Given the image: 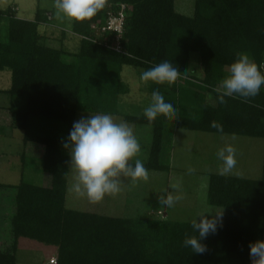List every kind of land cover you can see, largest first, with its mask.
Wrapping results in <instances>:
<instances>
[{
	"label": "trees",
	"instance_id": "obj_1",
	"mask_svg": "<svg viewBox=\"0 0 264 264\" xmlns=\"http://www.w3.org/2000/svg\"><path fill=\"white\" fill-rule=\"evenodd\" d=\"M42 1L54 3L38 0L30 21L17 17L16 6L0 10V76L11 73V86L0 88V98L8 96L12 126L24 132L25 143L44 147L46 178L43 185L0 183V264H17L21 238L56 247L57 264H251L249 245L264 240V157L260 179L210 175L207 202L223 208L225 218L202 241L207 250L196 254L183 245L186 237L197 235L190 222L67 208L71 158L62 141L79 112L121 116L152 128L144 166L169 172L175 130L264 140V87L247 102L225 97L220 103L217 91L237 53L264 64V0H194L191 17L176 11L175 0H105L91 20H70V34L79 39L74 51L66 48V31L59 46L48 44L41 28L57 17L55 9L40 7ZM122 5L127 18L123 52H117L115 34L98 36L94 27L105 26ZM191 54L199 56L202 75L191 64ZM164 61L172 62L180 76L170 84L145 82V90L152 95L159 89L166 102L174 101L176 113L151 122L144 114H123L121 97L129 93L124 68L146 71ZM213 121L223 126V134L211 127ZM165 139L170 146L166 157Z\"/></svg>",
	"mask_w": 264,
	"mask_h": 264
},
{
	"label": "rangeland",
	"instance_id": "obj_2",
	"mask_svg": "<svg viewBox=\"0 0 264 264\" xmlns=\"http://www.w3.org/2000/svg\"><path fill=\"white\" fill-rule=\"evenodd\" d=\"M11 6L17 7V17L22 20H33L38 0H0V10H7ZM40 7L47 10L55 9L54 3L42 1ZM178 13L186 16L194 14V0H175ZM56 12V9H55ZM57 17V14H56ZM7 24H3L6 33ZM68 34L65 45L68 50L74 51L78 47L79 39L70 34V19L58 18L51 24L41 28V32L48 39V44L59 46L61 32ZM191 64L202 75L203 69L197 54H191ZM144 71L133 67H125L122 80L129 88V93L123 95L120 101V111L125 115L138 116L144 114V109L151 102V94L145 90L146 83L140 79ZM11 86V73L6 70L0 76V88L7 90ZM0 124L3 134L0 135V183L18 185L22 180L34 185H43V153L39 150L43 146L35 143H25L24 132L14 128L7 107L9 98L1 95L0 98ZM95 113L79 112L76 121L81 117H89ZM112 117L117 122H125L121 116ZM127 123V122H126ZM133 130L141 144V152L133 159H140L143 164L148 161L153 139L152 128L148 125L127 123ZM175 144L170 151L171 161L169 172L148 171L146 177L132 182L131 178L122 177V190L114 196H106L102 201L93 202L86 194H77L73 191L77 172L70 167L66 206L69 209L81 212L100 213L127 219H160L167 216L168 220L190 222L200 215L209 219L222 213L224 223L225 210L212 207L208 204V186L211 174H221L247 179H260L263 169L264 140L231 135H213L201 132L179 131ZM232 144L236 149V167L228 173L222 174V162L217 159L216 153L225 144ZM164 145L165 157L170 146L167 139ZM169 147H168V146ZM168 147V149H167ZM194 169L189 174L188 169ZM172 185L179 186L182 198L173 207L161 205L160 197L172 192ZM175 194V193H173ZM9 201V197H7ZM144 207V211L142 208ZM162 211V214H159ZM8 222L4 223L5 227ZM3 225V226H4ZM57 254V248L47 246L37 241L21 238L18 241L17 264H50L51 257Z\"/></svg>",
	"mask_w": 264,
	"mask_h": 264
},
{
	"label": "clouds",
	"instance_id": "obj_3",
	"mask_svg": "<svg viewBox=\"0 0 264 264\" xmlns=\"http://www.w3.org/2000/svg\"><path fill=\"white\" fill-rule=\"evenodd\" d=\"M58 18L76 21L91 20L105 7V0H54ZM180 72L172 62L164 61L144 71L140 79L157 84L173 83ZM264 87V64L257 63L246 52L237 53L236 59L230 65L229 74L221 81L217 89L220 103H225V97H239L247 102L260 94ZM222 89V91H221ZM175 103L165 101L159 89L152 92L151 102L144 109L148 121L158 116H173L176 113ZM211 127L223 134L221 124L213 121ZM63 147L69 151L70 166L77 176L72 185L77 194H86L93 202L102 201L106 196H114L122 190V177L131 178L135 182L146 177L148 170L143 162L135 157L141 152V144L133 130L126 122H117L111 114L97 113L89 117H81L73 122ZM222 162V174L231 172L237 164L236 149L232 144H225L216 153ZM189 174L194 169H188ZM172 192L160 197V203L173 207L182 196L179 186L172 185ZM175 193V194H173ZM222 224V213L209 219L200 215L192 221V229L197 235L186 237L184 247L192 249V253L202 254L207 248L202 241L209 234L215 233ZM251 264H264V240H257L249 245Z\"/></svg>",
	"mask_w": 264,
	"mask_h": 264
},
{
	"label": "built area",
	"instance_id": "obj_4",
	"mask_svg": "<svg viewBox=\"0 0 264 264\" xmlns=\"http://www.w3.org/2000/svg\"><path fill=\"white\" fill-rule=\"evenodd\" d=\"M127 18L126 7L122 5L120 10L116 13H110L106 25L103 27L95 26L94 30L97 35L104 34L106 32H110L115 34V46L113 50L117 52H123L121 46V40L124 34V25ZM161 214V213H160ZM50 264H57V259H51Z\"/></svg>",
	"mask_w": 264,
	"mask_h": 264
},
{
	"label": "crops",
	"instance_id": "obj_5",
	"mask_svg": "<svg viewBox=\"0 0 264 264\" xmlns=\"http://www.w3.org/2000/svg\"><path fill=\"white\" fill-rule=\"evenodd\" d=\"M177 133H179V131H178V130H175V131H174L173 144H175L174 141H176V137H177L176 135H177ZM238 137H239V136H238ZM39 150L43 153V150H44V149H43V148H40ZM68 184H69V183H68ZM141 208H142V207H141ZM103 210H104V211H100L102 214H100V213H96V212H95V213H96V214H99V215H104V216L114 217V216L106 215L105 213H103V212H105V209H103ZM142 210H143V211L145 210L144 207L142 208ZM159 212H162V211H159ZM90 213H91V212H90ZM117 218H121V217H117ZM165 218H167V216H165ZM132 219H133V218H132ZM57 252H58V251H57ZM51 259H57V254L54 255V257L52 256Z\"/></svg>",
	"mask_w": 264,
	"mask_h": 264
}]
</instances>
